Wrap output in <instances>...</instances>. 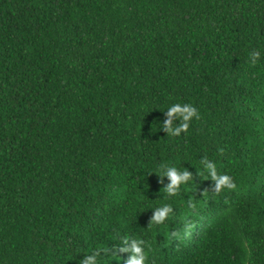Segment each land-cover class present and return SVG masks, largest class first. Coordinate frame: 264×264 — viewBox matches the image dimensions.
Returning <instances> with one entry per match:
<instances>
[{
    "label": "trees",
    "instance_id": "trees-1",
    "mask_svg": "<svg viewBox=\"0 0 264 264\" xmlns=\"http://www.w3.org/2000/svg\"><path fill=\"white\" fill-rule=\"evenodd\" d=\"M175 103L200 114L178 135ZM127 237L147 264H264V0H0V264H128Z\"/></svg>",
    "mask_w": 264,
    "mask_h": 264
},
{
    "label": "clouds",
    "instance_id": "clouds-1",
    "mask_svg": "<svg viewBox=\"0 0 264 264\" xmlns=\"http://www.w3.org/2000/svg\"><path fill=\"white\" fill-rule=\"evenodd\" d=\"M259 58L258 52H253L250 54L251 63L255 65ZM168 116L169 119L164 122L165 128L172 134L178 135L181 131H188L189 129V121L193 118L199 120L200 114L198 109L190 103H175L168 107ZM177 116L181 119V124L179 126H173L171 117ZM202 166L203 175L207 173V179H211L215 182V191L220 192L222 189H235L236 184L227 174H218L217 166L215 163L208 161L207 159L204 161H200ZM167 175L170 180V184L167 186L165 191L170 196L177 195L181 188L183 187L185 191H187L188 182L191 179V173H189L186 169L177 171L176 167H168V170L165 172H161L159 176L163 177ZM189 207H193L192 201H188ZM154 215L151 219L152 225H160L163 224L166 220H168L173 215V207L171 204L164 203L160 207H157L153 210ZM131 242V251L133 256L128 264H147L148 253L145 251V246L148 245V241L136 237H127L125 239V243ZM102 247V246H101ZM150 247V246H149ZM127 251L128 249H124ZM99 251H92L91 254H86L85 258L80 261V264H99Z\"/></svg>",
    "mask_w": 264,
    "mask_h": 264
}]
</instances>
